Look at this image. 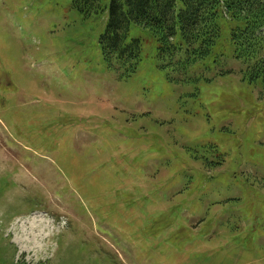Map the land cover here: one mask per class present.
Returning a JSON list of instances; mask_svg holds the SVG:
<instances>
[{"label": "rangeland", "instance_id": "1", "mask_svg": "<svg viewBox=\"0 0 264 264\" xmlns=\"http://www.w3.org/2000/svg\"><path fill=\"white\" fill-rule=\"evenodd\" d=\"M0 0V264H264V88L227 57L104 59L110 16Z\"/></svg>", "mask_w": 264, "mask_h": 264}, {"label": "trees", "instance_id": "2", "mask_svg": "<svg viewBox=\"0 0 264 264\" xmlns=\"http://www.w3.org/2000/svg\"><path fill=\"white\" fill-rule=\"evenodd\" d=\"M103 1L74 0V6L89 16L104 12ZM133 24L153 32L158 54L183 75L210 57H227L223 35L229 30L232 57L243 63L249 82L264 87V0H111L100 43L104 59L123 75L142 61V40L130 39Z\"/></svg>", "mask_w": 264, "mask_h": 264}]
</instances>
